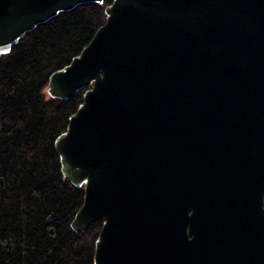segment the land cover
<instances>
[{
	"label": "water",
	"instance_id": "1",
	"mask_svg": "<svg viewBox=\"0 0 264 264\" xmlns=\"http://www.w3.org/2000/svg\"><path fill=\"white\" fill-rule=\"evenodd\" d=\"M103 22L47 76L53 140L101 221L92 264H264V0H0V56L75 6Z\"/></svg>",
	"mask_w": 264,
	"mask_h": 264
},
{
	"label": "trees",
	"instance_id": "2",
	"mask_svg": "<svg viewBox=\"0 0 264 264\" xmlns=\"http://www.w3.org/2000/svg\"><path fill=\"white\" fill-rule=\"evenodd\" d=\"M107 3L60 12L0 56V264H92L101 221L69 228L83 189L62 177L52 144L84 88L65 100L45 88L102 24Z\"/></svg>",
	"mask_w": 264,
	"mask_h": 264
}]
</instances>
